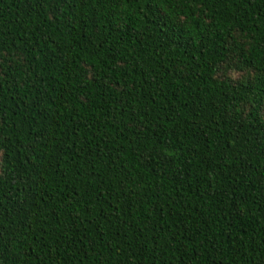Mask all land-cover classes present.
<instances>
[{"label": "trees", "instance_id": "16d2710c", "mask_svg": "<svg viewBox=\"0 0 264 264\" xmlns=\"http://www.w3.org/2000/svg\"><path fill=\"white\" fill-rule=\"evenodd\" d=\"M0 264H264V0H0Z\"/></svg>", "mask_w": 264, "mask_h": 264}]
</instances>
